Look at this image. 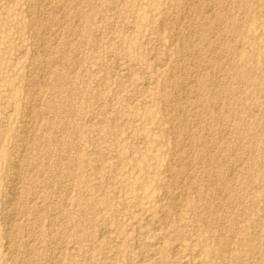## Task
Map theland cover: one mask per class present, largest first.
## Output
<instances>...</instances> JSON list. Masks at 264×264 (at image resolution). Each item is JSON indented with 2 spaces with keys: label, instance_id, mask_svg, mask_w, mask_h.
Wrapping results in <instances>:
<instances>
[{
  "label": "rangeland",
  "instance_id": "obj_1",
  "mask_svg": "<svg viewBox=\"0 0 264 264\" xmlns=\"http://www.w3.org/2000/svg\"><path fill=\"white\" fill-rule=\"evenodd\" d=\"M0 264H264V0H0Z\"/></svg>",
  "mask_w": 264,
  "mask_h": 264
},
{
  "label": "bare ground",
  "instance_id": "obj_2",
  "mask_svg": "<svg viewBox=\"0 0 264 264\" xmlns=\"http://www.w3.org/2000/svg\"><path fill=\"white\" fill-rule=\"evenodd\" d=\"M211 8H212V7H211ZM223 34H224V33H223ZM118 63H120V62H118ZM44 66H45V65H44ZM157 67H158V66H157ZM193 74H194V73H193ZM190 94H191V93H190ZM179 113H180V112H179ZM12 166H13V165H12ZM225 170H226V169H225ZM231 175H232V174H231ZM231 175H230V176H231ZM18 194H19V193H18ZM11 198H12V196H11ZM156 227H157V226H156ZM156 227H155V228H156ZM158 227H159V226H158ZM156 229H157V228H156ZM156 229H155V231H156ZM153 231H154V230H153ZM104 234H105V233H104ZM137 237H138V236H137ZM175 248H176V247H175ZM177 250H178V249H177ZM173 252L175 253V251H173ZM174 255H175V254H174ZM193 258H194V257H193Z\"/></svg>",
  "mask_w": 264,
  "mask_h": 264
}]
</instances>
